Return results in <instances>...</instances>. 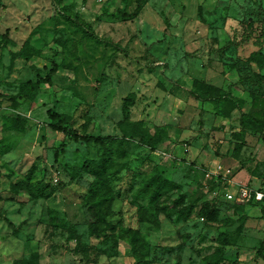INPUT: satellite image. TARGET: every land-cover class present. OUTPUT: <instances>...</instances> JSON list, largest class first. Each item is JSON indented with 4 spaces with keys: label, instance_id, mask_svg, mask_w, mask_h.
I'll return each mask as SVG.
<instances>
[{
    "label": "rangeland",
    "instance_id": "obj_1",
    "mask_svg": "<svg viewBox=\"0 0 264 264\" xmlns=\"http://www.w3.org/2000/svg\"><path fill=\"white\" fill-rule=\"evenodd\" d=\"M57 4L106 43L84 38ZM254 52L264 54V0H0V264H264L261 206L227 199L264 191V132L237 156L240 113L223 118L190 95L195 81L263 94ZM27 82L38 85L30 102L15 98ZM54 103L80 136L124 142L53 131ZM123 122L161 131V142L151 152L126 139ZM32 168L50 198L14 193ZM155 176L176 189L152 200ZM187 207L191 218L178 219Z\"/></svg>",
    "mask_w": 264,
    "mask_h": 264
},
{
    "label": "trees",
    "instance_id": "obj_2",
    "mask_svg": "<svg viewBox=\"0 0 264 264\" xmlns=\"http://www.w3.org/2000/svg\"><path fill=\"white\" fill-rule=\"evenodd\" d=\"M56 1V0H54ZM143 1V0H141ZM57 7L59 9V13L64 19L65 22H67L69 25L74 27V29L81 33L82 36L86 39L93 40L97 43H106L103 39L99 38L94 30L92 29V26L88 23H86L84 20H82L77 15H73L72 13L67 11V8H60V6L57 4ZM202 11V7L200 8V13ZM138 11L134 14L137 15ZM110 18L117 19L118 16L114 14H109ZM204 23V20H202ZM251 38V33H245L243 36V39L241 42L236 44L238 47L244 44H247L248 41ZM33 47H29V50H32ZM251 61L258 64L260 72L264 70V54L261 52H254L251 57ZM56 71V68L53 69V73ZM151 71H153L151 69ZM257 73L255 78V82L258 86H262L264 75L261 73ZM248 79L251 80L249 77ZM242 79L239 80L241 82ZM232 85L229 86L228 91H223L220 88H217L213 85H209L207 83H204L202 81H195L194 83V90L190 92V95L195 98L197 101L204 104H210L213 106V110L216 114L223 118H230L231 114L234 111H238L240 113V130L238 132L233 133V137L235 140L238 141V143L234 147V154L239 155L243 148L246 146V137L249 133H256V134H262L264 132V93H256L252 94L251 101H245L243 99L237 98L232 93ZM38 92V85L34 82H27L19 86V93L15 98H22L25 102L33 101L36 98ZM136 96L134 94H131L128 96L125 102V108L128 110L131 106L135 104ZM48 127H50L53 131L63 135V136H70L74 140H85V141H94L98 144H104L105 142L107 144L114 143L116 141L123 143V139H116L112 136L107 137H92V136H80L78 132L73 129L66 117L65 114H61L57 111V104L54 103V106L48 110ZM203 114V110L201 115ZM125 130L126 134L125 137L128 140L136 141L140 143L141 145L147 147L152 152L155 147L161 142L162 138V132L159 131V135H153L151 134L147 128H145L143 122H123L121 124ZM161 134V135H160ZM108 163V158H103L102 167L104 170H106V166ZM36 169L32 168L29 171V175L27 177V181L23 182L21 185H14L13 191L16 195H21L22 193H26L31 199H46L50 198L53 195V190L50 189V186L45 183L44 180V174H42V178L40 180L34 181L32 179V175L35 173ZM96 174H99V172L96 170ZM102 181V180H101ZM103 183L99 181V184ZM155 194L152 196V200H154L156 197L160 196V191L162 188H168V190L176 189V186L173 182H161V178L159 176H155L154 180L151 182V185H155ZM100 187H94L93 192L98 193V189ZM105 201V200H103ZM254 201V200H253ZM255 202V201H254ZM259 206H261V211L264 217V202H255ZM193 209L191 207H187L185 210H182L180 215L178 216V219H184L189 220L192 216ZM206 211H204V214L202 215L203 218H205ZM153 225L156 226V228H159L161 225V222L153 221ZM93 235L94 229L92 231ZM129 239L134 244H142L144 247H146L147 251L146 254L150 253L151 247L150 245L139 236L137 232H131L129 235ZM145 254V255H146ZM257 258L264 261V240L260 244V248L258 249L256 253ZM20 264V263H19ZM26 264H31L30 262ZM137 264H151V260L145 256L143 259L139 260ZM218 264V263H217Z\"/></svg>",
    "mask_w": 264,
    "mask_h": 264
},
{
    "label": "built area",
    "instance_id": "obj_3",
    "mask_svg": "<svg viewBox=\"0 0 264 264\" xmlns=\"http://www.w3.org/2000/svg\"><path fill=\"white\" fill-rule=\"evenodd\" d=\"M228 200H234L239 203H249L251 200L255 202H264V191L262 189L251 191L249 189L243 188L241 194L238 198H234L233 195H227Z\"/></svg>",
    "mask_w": 264,
    "mask_h": 264
},
{
    "label": "crops",
    "instance_id": "obj_4",
    "mask_svg": "<svg viewBox=\"0 0 264 264\" xmlns=\"http://www.w3.org/2000/svg\"><path fill=\"white\" fill-rule=\"evenodd\" d=\"M213 86H215V85H213ZM215 87L219 88L218 86H215ZM228 89H229V88H228ZM228 89H227V91H228ZM223 91H224V90H223ZM232 93H233V92H232ZM233 95H234V93H233ZM234 96H235V95H234ZM235 97H236V96H235ZM237 98H238V97H237ZM243 100H244V99H243ZM245 101H248V102H249V101H251V100H245ZM206 105H210V104H205V106H206ZM211 106H212V105H211ZM212 107H213V106H212ZM237 112H238V111H237ZM237 132H238V131H237ZM246 142H247V140H246Z\"/></svg>",
    "mask_w": 264,
    "mask_h": 264
}]
</instances>
